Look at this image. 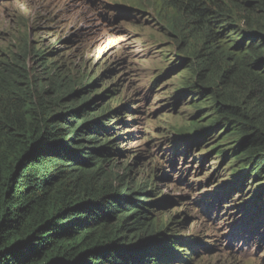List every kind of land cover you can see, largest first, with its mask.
Wrapping results in <instances>:
<instances>
[{"label":"trees","instance_id":"trees-1","mask_svg":"<svg viewBox=\"0 0 264 264\" xmlns=\"http://www.w3.org/2000/svg\"><path fill=\"white\" fill-rule=\"evenodd\" d=\"M157 10L214 111L212 127L236 137L246 167L264 169V0H160ZM4 31L0 264H151L166 241L149 218L153 193L117 172L110 143L93 134L107 138L122 111L90 112L88 87L58 73L44 41L26 32L12 47L7 16ZM246 209L256 231L262 209Z\"/></svg>","mask_w":264,"mask_h":264},{"label":"rangeland","instance_id":"rangeland-1","mask_svg":"<svg viewBox=\"0 0 264 264\" xmlns=\"http://www.w3.org/2000/svg\"><path fill=\"white\" fill-rule=\"evenodd\" d=\"M157 1L0 0V73L7 16L11 46L26 32L44 41L58 73L77 91L88 87L90 112L122 111L107 138L93 134L110 143L117 172L153 193L149 218L166 241L151 264H264V169L246 167L236 137L212 127L214 111L192 89L193 70ZM251 207L262 209L256 231Z\"/></svg>","mask_w":264,"mask_h":264}]
</instances>
